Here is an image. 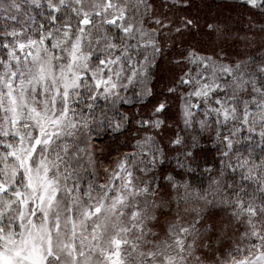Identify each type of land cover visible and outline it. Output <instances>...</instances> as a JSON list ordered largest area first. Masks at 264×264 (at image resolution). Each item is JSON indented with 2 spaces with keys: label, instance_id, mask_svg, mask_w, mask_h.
<instances>
[{
  "label": "snow or ice",
  "instance_id": "snow-or-ice-1",
  "mask_svg": "<svg viewBox=\"0 0 264 264\" xmlns=\"http://www.w3.org/2000/svg\"><path fill=\"white\" fill-rule=\"evenodd\" d=\"M190 6L0 0V264H264V51L184 46Z\"/></svg>",
  "mask_w": 264,
  "mask_h": 264
},
{
  "label": "trees",
  "instance_id": "trees-1",
  "mask_svg": "<svg viewBox=\"0 0 264 264\" xmlns=\"http://www.w3.org/2000/svg\"><path fill=\"white\" fill-rule=\"evenodd\" d=\"M192 6L186 11H181L182 15H188L198 22L202 27L199 33L193 31L187 38H182L184 46H199L200 48L213 49L219 52L221 49L227 52L229 56L234 55H259L264 51V33L259 28H250L249 15H253L255 19H260L259 12L250 13L244 6V0H198L194 1ZM214 22L224 26L225 35L217 38L212 32H204L207 23ZM247 37V40L241 39ZM179 42L177 44V51ZM171 54V53H170ZM156 72L157 94H162L164 86L168 83L171 75V69L168 65L161 64ZM177 100L174 98L169 101L170 104V120L174 119L178 112ZM176 130L182 127L181 124L174 125ZM172 129H169L171 132ZM127 150V149H125ZM173 161V165H174ZM218 219L223 216L221 209H217ZM227 218L220 219V223H226Z\"/></svg>",
  "mask_w": 264,
  "mask_h": 264
},
{
  "label": "clouds",
  "instance_id": "clouds-1",
  "mask_svg": "<svg viewBox=\"0 0 264 264\" xmlns=\"http://www.w3.org/2000/svg\"><path fill=\"white\" fill-rule=\"evenodd\" d=\"M191 4H192V0H191ZM213 24H214V22L207 23L206 26L204 27V32L210 33L211 32V25H213ZM201 27L202 26L198 22L195 21L192 30L189 31V32H186L182 38H187L193 31L199 33V30H200ZM165 51H167V49H165ZM161 63L163 65L167 64V57L164 60H162ZM157 74H158V71H157ZM209 260L211 261L210 257H209Z\"/></svg>",
  "mask_w": 264,
  "mask_h": 264
},
{
  "label": "rangeland",
  "instance_id": "rangeland-1",
  "mask_svg": "<svg viewBox=\"0 0 264 264\" xmlns=\"http://www.w3.org/2000/svg\"><path fill=\"white\" fill-rule=\"evenodd\" d=\"M194 1H198V0H192V3L194 2ZM201 1H203V0H201ZM192 6V5H191ZM182 12H178V13H176V15L177 16H180V15H182L181 14ZM194 48H196L199 52H200V54H202V55H211V54H214V53H216V51L215 50H213V49H203V48H200L199 46H193ZM227 53V52H226ZM162 64V63H161ZM160 64V65H161ZM165 65H167V64H165ZM155 81H156V79H155ZM163 94V93H162ZM178 111H179V108H178ZM133 143H135V141L133 140L132 141ZM167 219H171V217H165V220H167ZM217 219H218V217H217ZM218 220H220V219H218ZM155 231H157V232H161V234H162V231H161V228H156V229H154Z\"/></svg>",
  "mask_w": 264,
  "mask_h": 264
}]
</instances>
